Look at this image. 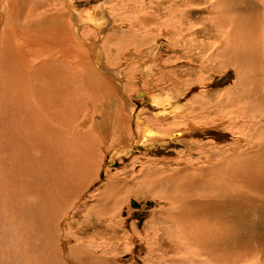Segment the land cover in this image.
<instances>
[{
  "label": "rangeland",
  "instance_id": "374dc122",
  "mask_svg": "<svg viewBox=\"0 0 264 264\" xmlns=\"http://www.w3.org/2000/svg\"><path fill=\"white\" fill-rule=\"evenodd\" d=\"M0 1L1 2L3 1L2 3L1 2L0 3L4 5L5 4L9 5V3L11 6L13 5L12 7L10 6V8L8 6H7L8 8H6L5 7L6 5L5 6L3 5L2 7L0 4V11H1L0 30L2 29L1 26L5 25L3 26L4 33H6L5 36L7 34L9 35L11 32L9 36H6L10 39L7 38L6 40L3 41L4 44L5 41H7L6 43L8 48L10 49V54L8 55L9 57H7L8 62L5 57L6 60L4 59V62L0 64L1 67L0 71L7 73L9 72L10 69V71H12V74H15V67L13 66L18 67L19 64L21 63L20 57L24 55V51L26 52L29 49L27 45H30V47L35 46V48L37 49H42L43 46L45 48V45H43L44 43H42L43 38H41V36H44L45 33H47L49 36V33L50 34L52 33V29L50 28L52 24H50L47 20L43 19L41 16L39 17L38 14L40 10H47L49 5H47V0H11L12 2L11 1H9V3L7 2L8 4L5 3L6 1L4 2V0H0ZM61 1H64V4L66 5L64 7L67 11H70V7L72 6L76 7L78 10H81L85 8L91 9V7L94 8L99 5L100 8L98 11L100 14L99 18L106 19L108 24L106 22L104 28L101 31H97L96 33L88 32V30H85V32L81 36V40H82L81 44L82 45L84 44L83 47L86 51L89 49L88 42L90 43V41L93 40L92 41L93 43H90L91 44L90 46H92V44H95L92 46L93 47L92 49H94V51L97 50L98 61L103 67L107 66V69L110 73L107 74L109 78V82L115 88H117V89L112 88V91L114 90V94L112 96L109 94L108 97L107 96L108 92H107L105 102H102V99H99L100 97H98L99 95L94 97L95 93L90 91V89L92 90L94 86V85L92 86L93 82L91 80L93 79V76L91 72L87 73L89 75L91 74L90 76L87 75L88 78L86 76L88 81H86L87 80L86 78L85 81L81 77L78 78L79 79L77 83L78 88L75 87L76 85L74 83L78 79H76V81L75 79H73L74 82L72 81V79H70V81L67 84L70 87V88L68 87V91H71L68 92L67 94V99H68L67 106H69L70 102H73L75 108L77 107L79 108V113L69 112V114L65 113L66 112L65 109H60L57 107H53L56 108L57 110L53 108L49 109L48 104H50V100H48L49 98L48 95L46 93H43V95L41 94L40 96L36 95L31 89L34 95L32 97L34 98L33 102L34 103L36 102L35 104H37V106L38 104L39 106L42 104V106L40 107L38 106L40 111L44 110L43 112H41V114L46 112L48 114V118L50 119L53 118L52 129L54 130L59 129V131H61L62 129L60 128V126L62 125V123H68L66 120L70 118L72 119L73 118L72 115H73L75 117H78L76 118V122L80 120L81 117V122H80L82 126L81 130L90 127V129L94 131L97 129L99 131L92 133V138L96 142V144L93 145L94 148L96 147L94 149V152L86 151L84 149L81 150L90 153V162L92 161V163H90L91 170H89L88 173L85 172L86 177L84 180L82 179L83 180L82 182L84 183L82 186L83 187L82 191L77 195V198H75V200L68 199L67 200L68 204L64 206L65 208L63 207V211L59 212V214L61 212L64 213L62 215L60 214L61 216L58 214V217L60 216L59 219L58 217L54 219L57 220V222H59V220L61 219L59 222L60 223L59 226L58 223L56 224V222L54 221L55 222L54 223L52 220L53 226L51 227L52 229L54 228L53 230L57 233L56 235L51 232L52 229L51 227H49L50 228L49 231L51 233L50 241L52 240L51 244L53 246L56 243L54 247H57V250L60 247V251H62L64 260L66 262L65 264H80L73 257L76 254L79 255L82 254L83 252L82 250L84 249L78 248V245L76 244L78 243V241L82 239H84V241L86 240L85 242L87 245L90 244L89 256L92 262L95 261V263L99 261L100 264L102 263L103 264H165L167 258L172 259L173 257L179 259L185 256H186L185 258H189V259L194 258L193 264L200 263L201 259H204L203 258L204 255L206 256L207 254L204 255L199 254L193 248L191 249L189 248V250L191 251L189 252L184 247V245L180 243L174 244V246L171 249L168 247L171 244V242L169 241L165 233H167V230L168 232L172 231V227L176 228V226L175 224L166 223L168 218H166L165 223L164 220H162V222L155 220L156 217L158 216L157 215L155 217V214H156V209L159 208V205L167 206V203L166 204L164 203V199H158L160 197V194L163 193L166 194L167 192H168L167 194H169L172 193V191L170 190L165 191L164 189L158 190L157 188L162 183H159L158 180L157 182L155 180L156 178L153 179L154 177L151 178V176L153 175L148 171L150 169V166L152 165L165 166V164H168L169 167L171 168L182 166L184 164L180 165V164H176L175 162L184 163L185 161H188L191 158L193 160H195L196 158L200 164L206 166L216 165V167H223V168L225 167L224 169L229 168L232 165H236L240 169V174L242 175L241 178H243V180L242 179L240 180L238 185H241L242 186L241 188H243L242 190H245V196H246L245 198H247V201H249V203L251 201L252 202L259 201L258 205H250L246 207L247 211L245 212L232 210V212L229 214V220L227 222L228 230L225 227L224 233L219 239L217 240L213 239L208 241L210 245L208 247L207 253L209 254L210 252L214 254L213 256H211L212 264H220V263L223 264L224 261H227L225 262V264H261V263L264 264V252L262 251L258 253V250L260 251L262 249L264 250V199L258 197L259 194L264 196V181L263 182L258 181L254 187L250 188L251 181L252 179H254L250 175L251 172H254L257 169L259 172H262L261 168L264 166L263 165L264 152L261 151L259 152L260 154H258L257 151L260 150H258L257 144L253 143L254 144L253 145L251 142L250 143L247 142L246 140L243 139L242 136H238L236 132L232 131L231 123L227 120L228 119L227 116H225V118L213 119V121L207 122V119H209L210 117L209 116L210 112L215 111V109L212 107L210 108L205 107V105L216 106V104H218L217 103L218 101L224 100L225 102L227 97H230L228 100L229 104L233 102L232 98L234 97V91H235L233 87H234V82L238 80V72H237L238 70L235 65H234L235 68L233 67L232 61L229 63V61L226 59L230 54L222 55V56H220L221 54H219L220 50L222 49L221 47H223L222 44H225L224 37H226V40L228 38L230 43L231 44L235 43L234 45L239 49L244 47L243 50L242 49L240 50L243 51V53L245 54L244 56H247L248 59H246V57L244 56H242L241 58H245L244 60L248 61L247 63L243 61L241 62L242 60L241 58L240 60H238L237 57L234 54L233 55L235 56V59H237L235 60L237 64L241 65L239 73L240 74L244 73V75L245 74L248 75V76L245 75L246 80L252 79L249 81L247 80V82L250 85L251 82L253 85L255 84L254 85L255 93H256L255 97L257 95H261V96H257V99L260 98L261 101H263L258 106V108L261 107L264 108V97H262L264 95L262 93V90L264 89V85H263L264 75H262L264 74L262 73L264 72L262 71L264 70V48H263L264 47V39H263L264 38L263 35L264 34V19H263L264 3L263 2L264 1L254 0L256 1L254 2L252 0L251 2L249 0H244L245 2L244 3L242 0L239 3V0L238 1L237 0L236 1L234 0H229V1L228 0H168V2L167 0L165 1L164 0H158V1L157 0H70L72 1L70 2V6H67V1L69 0H61ZM52 2L53 5H58L56 3V0H53ZM215 2H217V4H214ZM234 4L237 6L239 5L240 8H238L239 6L238 7L233 6ZM250 4L252 6H250ZM260 7L263 9H260ZM6 9H8V11H6ZM28 9L32 11L30 12ZM173 9L175 13H173ZM178 9L180 12L177 11ZM255 10L257 11L255 12ZM108 11L110 14L107 13ZM24 13L25 14L30 13V15L29 14L28 15L32 17L31 18L27 17L28 15L24 17ZM239 13L242 17L239 15ZM35 15L39 17V19L42 18V20L37 21L38 18H36ZM102 15L104 17H102ZM259 17L260 19H258ZM25 18L27 19L26 20L27 22H25ZM28 20L29 22L31 21L32 22L29 23ZM213 21L215 22V24L217 22V24L215 25ZM260 21L262 22V24ZM37 22H39V24ZM166 22L167 23L170 22V24L167 25ZM233 22L235 26H233L234 24L232 25ZM32 23L34 25L37 24L36 27L38 29L35 26H33ZM239 23L242 24L240 25ZM230 24L235 28L230 27ZM41 25L44 29L41 28ZM83 26L84 25L82 24L81 29ZM238 26L239 27L242 26V27L239 28ZM164 27H166V29ZM33 28L34 31L32 30ZM223 28L224 31L226 30L229 34L230 33L232 34L230 35L231 37L229 36L228 33H226V31L224 33ZM259 28L263 30H260ZM5 30H7V32ZM27 30L33 32H31L30 35L28 36L29 31ZM24 31L25 32L27 31L28 34L27 32L25 33ZM37 31H41L43 32V34H40L41 32L37 33ZM34 32H36L37 34ZM219 32L220 34H218ZM72 33L76 36L74 32ZM247 33L249 34V36ZM24 34L25 35L27 34L25 39H24L25 36ZM32 34L34 36H32ZM235 34L236 37L240 36V38L242 37V39H243V35L245 34L246 36L244 35V39L245 37L247 39L248 36V39L252 41L255 45L257 43V46H255V48L257 47L259 53L256 56H252L250 53L251 48H249L247 44H246L247 46L246 48H248L249 51L247 50L248 52L247 51L244 52L246 50L245 46L244 45L241 46L237 44V40L235 39L236 37H234ZM13 36H15V39L16 37L17 39L23 38L25 40L24 43L27 42L28 44L24 45L23 44L24 40L22 39L16 41L17 39L15 40ZM260 37L263 41L262 43L260 41L261 40ZM30 38L33 41L32 40L30 41ZM83 38H85L88 42ZM233 38L234 41H232ZM0 39L1 41L3 40V38ZM13 39L15 40L16 43L14 42ZM37 40L41 41L42 44L40 42L38 43ZM1 41H0V46L4 45L3 43L1 44ZM20 42L22 44H19ZM10 43L11 44L15 43L12 44L15 46L12 47ZM260 43L263 46L262 48ZM49 45H50L49 47L53 45L51 40L49 41ZM215 46L217 47L215 48ZM15 47L18 48L15 49ZM260 48L262 49L263 52L260 50ZM21 50H23V53H21ZM136 50L139 51L137 52ZM216 50L218 52H216ZM11 51L15 53L13 54L11 53ZM214 52L216 55L214 54ZM89 53L90 51L88 52L86 51L87 57L88 58L91 57L89 59L91 66L93 65L92 68H94V71L98 73V75L101 77V74L104 73V70L100 66L95 64L94 60L92 59V54ZM19 54L21 55L23 54V55L21 56ZM217 54L219 56H217ZM259 54L261 55L259 56L261 57L260 59L258 57ZM16 56H19L18 59L16 58ZM214 56H216L217 58ZM254 57L256 60H258L257 61L258 63L254 59ZM232 59H234V57ZM250 60H252L251 63ZM248 63L251 64V65L249 64L248 67L249 69L248 68L246 69V66L243 67V64L244 65L246 64L248 66ZM252 63L259 64L258 66L256 64V66L258 67V69L259 68L261 69L258 70L257 68H255L256 66L253 67ZM7 64L8 65L10 64L9 67ZM4 65H7V67ZM228 65H230L231 67ZM10 66H12L13 68H11ZM96 67H98L99 70H101L100 73L98 72L99 70ZM117 67L118 69H115ZM250 67L251 68L253 67L254 69L253 68L251 69ZM247 70L249 71L247 72ZM235 73L237 74V77ZM51 76L52 77L56 76L55 72ZM40 78L43 77H39L38 79ZM95 79L97 80L96 77ZM41 80L42 79H40V81ZM79 83L81 84V86ZM41 84L42 83H40V85ZM84 84L87 85L85 86ZM73 87L75 90L73 89ZM82 88H84V91ZM71 89H73L74 91L72 92ZM162 90H167V92H169V94H171L173 97L176 96L177 98L176 97L175 98L178 100V104L179 105L182 104L183 107L186 108L185 110L189 109L188 111L195 112L193 115L188 114L190 118V121H188V123L190 122V124L194 125V128L191 129L188 128L187 130L186 128H181V127L179 128L178 125L175 126L173 125V128H177V129L179 128L181 129V131H179L178 133L174 132L173 133L174 136L172 135L171 137L166 138L167 140L164 139L165 141L161 142L160 144L156 143L157 145L154 144L153 146H145L142 143L137 142L136 141L137 139L134 138L135 136H137L136 133L137 124L135 123L136 115L139 114V117L141 115V118H143V120L149 121V119L147 118L153 115L154 108L152 106L153 104L150 103L149 100L143 98V95L145 96L148 93L150 94L162 93L161 92ZM78 92L81 93L78 94ZM80 94H82V96ZM69 95L72 96L69 97ZM89 95L93 96L94 99L96 98L93 104L86 103V102H90ZM76 96H78V98ZM73 97H75L76 99L72 100ZM110 97H114V99ZM36 98L39 101H37ZM44 98L45 101L48 102H41L42 100H44ZM69 98L72 101L69 100ZM129 99L132 101L131 105L134 110L133 114L135 116L134 119L129 118L128 125L131 127L130 128L127 127L126 128L127 132L124 131V133L125 132L126 133L125 134L123 133V138L126 137L125 139L129 141L126 140L125 142H120V143L112 142L113 144L109 143L111 142V140L108 135L110 132L109 131L110 128L108 127L109 125H107L110 122V119L108 118H110L111 116H115L116 114L119 113V110L122 107L119 101H121L122 103H126V101L130 102ZM97 102L99 103L101 102L100 103L101 105ZM43 103H45V105ZM93 105L96 108L93 109ZM85 107L86 108L88 107L87 108L88 110ZM116 110L118 111L116 112ZM41 114L36 116L37 123H41L42 121H44V118L40 117ZM212 117H214V115L211 116L210 118ZM48 118H45L46 121L49 120ZM63 119H65V121ZM163 119H165V117H163ZM172 119L173 118H168L167 120L170 121ZM160 120L163 122L162 119ZM161 121H157V122L159 123ZM184 123L185 121L183 120V123L181 121L179 124L181 125ZM97 126L99 128H97ZM151 126L155 128L153 125ZM241 128L245 129L243 127ZM159 129H161V127H159ZM128 134L130 138H128L127 136ZM100 136L101 138H99ZM103 137L105 138V140L103 139ZM53 138L54 135H51V139L53 140L54 143L60 140L59 135H56L55 138L54 139ZM72 138H71V142H72ZM254 139L256 141L262 142L260 148L264 147V141H263L264 137H262L261 134H257L254 137ZM86 140L87 139H85L84 143L86 142ZM234 145L236 147L239 145L241 146L237 147L238 148L237 149ZM81 151L78 153L76 151H73L74 153L72 156L73 162L67 161L64 164L70 166L76 163L77 160L81 159L80 156L78 157V155H81ZM34 153L33 154L36 156L35 151ZM38 154H40V152H38ZM247 154L250 156H248ZM245 157L248 160L247 159L245 160ZM257 157L258 158L260 157L259 159L261 160L259 161ZM252 160L254 162H251L252 163L251 166L250 161ZM215 162L219 165L215 164ZM64 164H62V167L64 166ZM242 167L243 168L245 167L244 169L247 170V172L244 171V169H241ZM146 172L150 174L148 175ZM113 173H116L117 175L116 177H114L112 180L109 181V177ZM249 175L251 176V178ZM107 181L109 182L108 184L111 186V189L112 190L114 189V193L110 195L109 198L102 197V202L100 206L96 205L98 194L101 190H104L103 189L105 188L104 184H106ZM151 187L153 189H151ZM63 194L68 195L67 192H64ZM252 194H254L255 196ZM65 198L63 197L64 200ZM59 201L62 202V199L56 200L57 204L60 203ZM132 201H135L139 206L133 207L131 205ZM94 205L99 208L94 207ZM238 207L242 208L243 206H238ZM109 209L111 211L110 213H109ZM102 212H106V213L103 214ZM153 215L154 217H152ZM243 220L245 222H243ZM149 227H151V229ZM56 228H58V230H56ZM155 231L157 233H155ZM52 234L54 236H52ZM152 239L154 242H152ZM53 240L56 241L54 242ZM197 242L199 241L196 240L194 242L196 244L193 245V247L194 248L196 247V249H199L200 246L205 245L202 244L201 242L200 243ZM73 249L74 250L76 249L75 250L76 252L80 249L81 252L78 251V253H75ZM239 249L241 251H239ZM256 250L257 253H254L256 252ZM233 251L235 252L233 253ZM194 252L195 254H193ZM222 252L224 253L221 254ZM183 253H185L186 255L185 254L183 255ZM95 254L96 257H98L97 259H99L98 261L96 260ZM180 254H182L183 256L180 257L181 256ZM218 255L219 256L221 255L222 257L221 256L219 257ZM100 260L102 261L104 260V262L101 263ZM161 260L164 261L162 262ZM188 263L191 264L190 262Z\"/></svg>",
  "mask_w": 264,
  "mask_h": 264
},
{
  "label": "bare ground",
  "instance_id": "6f19581e",
  "mask_svg": "<svg viewBox=\"0 0 264 264\" xmlns=\"http://www.w3.org/2000/svg\"><path fill=\"white\" fill-rule=\"evenodd\" d=\"M9 1H11V0H8V1L4 0L5 3H7V2L9 3ZM52 1L53 0H47V5H49L48 9L47 10H40L39 14H38L39 17L41 16L43 19L47 20L50 24H52V26H50V28L52 29V33L51 34L49 33V36L47 33H45L46 38H45V35L41 36V38H43L42 43H44L43 45H45V48L43 46L42 49H37V48H35L34 44H33L34 47H30V45H27L28 44L27 42L24 43L25 42L24 39H25L26 35L28 34L27 31H29V34H28V36H29L30 33L34 31V28L32 29L33 31H31V32H30L31 29L27 30L26 31L27 34L26 35L24 34L25 36L21 35V36H24V39L23 38L17 39V37H16V39H17L16 40L15 39L16 35L14 34L15 35V36H13L14 39L16 41L21 40V39L24 40L23 44L24 45L26 44L29 47V49L26 52L24 51V55L22 54L23 56L21 54H19L22 56V57H20L21 63L19 64L18 67L13 66V67H15V74H12V71H10V69H9V72L6 71L7 73L0 71V90H1V92H0V264H65L66 263L64 260L62 251H60V247L57 250V247H54L56 245V243L53 246L51 244L52 240L50 241V234L51 233L49 231V229H50L49 227L53 226L54 221L56 222V224L58 223V226H59V224H60L59 222L61 219L59 220V222H57V220H54V219L58 217V214L60 211H63V207L66 204H68L67 200L68 199H71V200L74 199L75 200V198H77V195L82 191V188H83L82 186L84 184L82 181L86 177L85 172L88 173V171L91 170L90 163H92V161L90 162V153H88L86 151L94 152V149L96 148V147L94 148V146H93L96 144V142L92 138V133L97 132L98 129L94 131V130L90 129V127H89V128L84 129V130H81V127H82L81 123H80L81 117H80V120H78L76 122V118H78V117H75L72 115V117H73L72 119L70 118V119L66 120L68 123H62V125L60 126V128L62 129L61 131H59V129L58 130L52 129L53 128L52 127L53 118L52 119L48 118V114L46 112L41 114V112L44 111V110L40 111V109H39V107L42 106V104L40 106L38 104V106H39L38 107L37 104H35L36 102L35 103L33 102L34 98H32V97L34 95L32 93V90L36 95H39V96L41 94L43 95V93H46L48 95V97H49L48 100H50V104H48L49 109H52L53 107H57L60 109H65V111H66L65 113L69 114V112L79 113V108L78 107H77L78 109L75 108L73 102H70L69 106H67V104H68L67 94H68V92H71V91H68L69 86L67 85L68 82L70 81V79H72V81L74 82L73 79H75V81H76V79L81 77L85 81L88 78L87 75H89L87 73L91 72L93 79L92 80L90 79V80L93 82L92 86L93 85L94 86H93L92 90L90 89V91L95 93V95L93 94L94 97L99 95L98 97H100L99 99H102V102H105L107 92H108L107 96L109 94L112 96L114 94V90L112 91V88L117 89L109 82V78H108L107 74H110V73L107 69V66L103 67L100 64V62L98 61L97 50L94 51V49H92L93 48L92 46L95 44H92V46H90L91 45L90 43H93L92 42L93 40H91L89 43L85 38H83L88 42V48L89 49L86 51L87 52L90 51V53L92 54V59L94 60L95 64L100 66L104 70V73L101 74V77L98 75V73H96L94 71V68H92L93 65L91 66V63L89 60L91 57L90 58L87 57L86 51L83 47L84 44L83 45L81 44V41H82L81 36L85 32V30H88V32H95L96 33L97 31H101L104 28V25H106L107 20L104 18H99V15H100L98 12L100 9L99 5L94 7V8L91 7V9L85 8V9H81V10H78L76 7L72 6V7H70V11H67L64 7V6H66L64 4V1H61V0L57 1L56 0V3L58 5H53ZM234 1H236V0H234ZM240 1H242V0H239V3H240ZM249 1L252 2V0H249ZM70 2H72V1H70V0L67 1V6H70ZM167 2H168V0H167ZM243 2H244V0H243ZM254 2H256V1H254ZM218 3H219V1H218ZM224 3H225V1H224ZM214 4H217V2H215ZM251 4H250V6H252ZM3 5L4 4H1L2 7H3ZM132 5H133V3H132ZM248 5H249V3H248ZM7 6L10 8V6H11L10 3H9V5H6L5 7L8 8ZM233 6L238 7L239 5L237 6L234 4ZM165 8H166V6H165ZM238 8H240V6ZM253 8H254V6H253ZM111 9H113V8H111ZM233 9H235V8H233ZM258 9H259V7H258ZM260 9H263V8L260 7ZM235 10H237V9H235ZM6 11H8V9H6ZM26 11H27V9H26ZM177 11L180 12L179 9ZM256 11L257 10H255V12ZM231 12H232V10H231ZM234 12H236V11H234ZM245 12H247V11H245ZM0 13H1V11H0ZM102 13H103V11H102ZM107 13H109V11ZM173 13H175L174 9H173ZM28 14L30 15V13H28ZM28 14L24 13V17ZM73 14L76 16V18ZM29 15L27 17L31 18L32 16H29ZM237 15H238V13H237ZM239 15H240V13H239ZM39 17L36 16V18H38V20L36 19L37 21L42 20V18L39 19ZM102 17H104V16L102 15ZM230 19H232V18H230ZM258 19H260V17ZM26 20L27 19L25 18V22H27ZM70 20H72V21H70ZM28 22H29V20H28ZM31 22H29V23H31ZM234 22L232 23V25L234 24ZM37 23L39 24V22H37ZM213 23L215 24L214 21H213ZM82 24L84 26L81 29ZM107 24H108V22H107ZM166 24L168 25V24H170V22L169 23L166 22ZM216 24H217V22H216ZM261 24H262V22H261ZM36 25L33 24V26H35V27H36ZM3 26H5V25H3ZM3 26H1L2 29L0 30L1 31L0 32L1 33L0 38H3L2 41L0 39L1 44L2 43L4 44L3 41L8 38L6 36H9L11 34V32L9 31L10 34L9 35L7 34L5 36L6 33H4ZM27 26H29V25H27ZM228 26H229V24H228ZM233 26H235V24ZM233 26H231V24H230V27H233ZM140 27H143V26H140ZM241 27H239V28H241ZM41 28H43L42 25H41ZM79 28L81 31L79 30ZM164 28L166 29V27H164ZM233 28H235V27H233ZM236 29H237V26H236ZM260 30H263V29H260ZM5 31L7 32V30H5ZM22 31H23V29H22ZM71 31L74 32L76 34V36ZM223 31H224V28H223ZM225 31H224V33H225ZM251 31H249V32H251ZM40 32L41 31H37V33H40ZM253 32H252V34H253ZM19 33H22V32H19ZM34 33H36V32H34ZM226 33H228V32L226 31ZM40 34H43V32H41ZM218 34H220V32ZM221 35H222V33H221ZM221 35H219V36H221ZM230 35H232V34L230 33L229 36ZM244 35H243V39H242V37L240 38V36L236 37V34H235V36L234 35L233 36L236 37L235 39L237 40V44H239L241 46L242 45L245 46L246 50L244 52H246L248 50V48H246L247 47L246 44H247L248 47L251 48L250 49L251 55L256 56L259 53L257 50V47L255 48V46H257V43L255 45L252 41H250L248 39L249 34L247 36V39H246V37L244 39ZM32 36H34V35L32 34ZM37 36H40V35H37ZM224 38H225V42H224L225 44H222L223 47H221L222 49L220 50L219 54H221L220 56L230 54L226 59L229 61V63L232 61L233 67H234V65L236 66V68L238 70L237 71L238 72V80L236 82H234L233 88L235 91H234V97L232 98L233 102L231 104H229V101H228L230 97H227L225 102H224V100L218 101L217 102L218 104H216V106L205 105L206 108L212 107L215 109V111H212L209 114L210 117L213 115H214V117H212V118L209 117V119H207V122L213 121V119L225 118V116H227V118H228L227 120L231 123L232 131L236 132L238 136H242L243 139L246 140L247 142H249V143L251 142L252 144L253 143L257 144L258 150H260V151H257V149H256V151L258 154H260L259 152H261V151L264 152V147L260 148L262 142L256 141L254 139V137L257 134H261V136L264 137V108L263 107L258 108V106L263 101H261L260 98L257 99V96H261V95H257L255 97V94H256L255 88H254L255 84L253 85L252 82L250 81L251 82V85H250L247 82L248 79L246 80V77H245L246 74L244 75V73L243 74L241 73L242 74L241 75L239 73L241 65L237 64V62L235 60H237V59L240 60V58L245 55L243 53V51L240 50V49L243 50L244 47L239 49L238 47H236L234 45L235 43L231 44L230 41L228 40V38H227V40H226V37H224ZM8 39H10V38H8ZM37 39H38V37H37ZM260 39H261V37H260ZM15 40H14V42H15ZM31 40L32 39L30 38V41ZM50 40L53 43V45L51 47H49L50 46L49 45ZM232 41H234V38ZM260 41H261V43L263 42L262 39ZM6 42L7 41H5L4 45L0 46V64H2L4 62L5 57L7 59V57H9L8 55L10 54V49L8 48ZM11 42H12V40H11ZM37 42L41 43V41H38V40H37ZM15 43H12V44H15ZM261 43H260V45H261ZM12 44H11V46L14 47L15 45H12ZM19 44H22V43L20 42ZM18 46H21V45H18ZM216 47L217 46H215V48ZM262 47L263 46L261 45V48ZM17 48L15 47V49H17ZM261 48H260V50L262 51ZM217 50H216V52L219 51V50L218 51ZM18 51H19V49H18ZM11 53L14 54L15 52L11 51ZM21 53H23V50H21ZM214 54H215V52H214ZM233 54L237 57V59H235V56ZM217 56H219V55L217 54ZM252 56H251V58H252ZM259 56H261V55L259 54L258 57ZM18 57L19 56H16L17 59H18ZM214 57H216V56H214ZM233 57H234V59H232ZM244 57H246V59H248L247 56H244ZM249 57H250V55H249ZM136 58H138V57H136ZM260 58L261 57H259V59ZM241 59H242L241 62L242 61L246 62V63L248 62V61L244 60L245 58H241ZM254 59H255V57H254ZM14 60H16V59H14ZM257 61L258 60H256V62ZM7 62H8V59H7ZM251 62H252V60H250V63ZM250 63H248V66L246 64L245 65L243 64V67L246 66V69H247L249 67ZM256 64L252 63L253 67H255ZM262 64H263V61H262ZM7 65H4V66L7 67ZM9 65H8V67H9ZM230 65H228V66H230ZM258 65L259 64H257V66ZM257 66L255 68L258 69ZM10 67L13 68L12 66H10ZM96 68H98V67H96ZM115 69H118V67ZM251 69H250V71H251ZM259 69H261V68H259ZM98 70H99V68H98ZM248 71L249 70H247V72ZM262 71H264V70H262ZM10 72H11V74H10ZM54 72H55L56 76L52 77L51 75ZM98 72L100 73L101 70H99ZM262 73H264V72H262ZM10 75H11V78H10ZM262 75H264V74H262ZM86 76H87V78H86ZM246 76H248V75H246ZM39 77H43V78H40V79H42L41 81H40V79H38ZM95 77L97 78V80L95 79ZM116 77H117V75H116ZM236 77H237V74H236ZM255 77H254V79H255ZM4 78H5V80H4ZM98 79H99V81H98ZM249 80H252V79H249ZM78 81H79V79L76 82H74L76 85L75 87H77ZM86 81H88V79ZM258 81H260V80H258ZM80 82H81V80H80ZM255 82H253V83H255ZM40 83H42V84L40 85ZM72 84H71V86H72ZM80 86H81V84H80ZM73 89H74V87H73ZM73 89H71L72 92L75 90V89L74 90ZM82 89L84 91V88H82ZM81 92H78V94ZM161 92L162 93H156V94H150V93L146 94L145 93L146 95L145 96L143 95V98H146L147 100H149L150 103L153 104L152 106L154 108V111H153L154 113L152 112L153 115H151V117L147 118V119H149V121L143 120V118H141V115L139 117V114L136 115L135 123L137 124V131H136L137 136H135L134 138L137 139L136 140L137 142L142 143L145 146H153L156 143L160 144L161 142L167 140L166 138L171 137L174 132L178 133L179 131H181V129H179L180 127L186 128L187 130H188V128H190V129L194 128V125L190 124V122L188 123V121H190L188 114L193 115L195 112L188 111L189 109L185 110L186 108H184L182 104H180V105L178 104V100L176 99L177 97L176 96L173 97L171 94H169V92H167V90H162ZM262 93L264 94V89L262 90ZM75 94H76V91H75ZM80 95L82 96V94H80ZM70 96H72V95H69V97ZM89 96H90V99H89L90 102H86V103H92L93 104V102L96 98L94 99L93 96H91V95H89ZM76 97L78 98V96H76ZM262 97H264V95ZM110 98L114 99V97H110ZM74 99H76V98L73 97L72 100H74ZM46 100H47V98H46ZM69 100H71V99L69 98ZM37 101H39V100L37 99ZM97 101H98V99H97ZM107 101H109V100H107ZM41 102H48V101H45V98H44V100H42ZM74 102H77V101H74ZM116 102H117V100H116ZM97 103H99V102H97ZM119 103L122 105V107L120 106L121 109L119 110V113L116 114L115 116H111V117L109 115L110 118H108V119H110L109 124H107V125H109L108 127L110 128L109 129L110 132L108 135H109L110 140H111V142H109V143L125 142L127 139H125L126 137L123 138V133H124V131H126L127 127L128 128L131 127L128 125V122H129L128 120H129V118H131V119L135 118V116L133 114L134 110H133L132 105H131V103H132L131 100H130V102L126 101V103H122L121 101H119ZM43 104L45 105V103H43ZM85 106H86V104H85ZM94 108H96V107L93 105V109ZM53 109H56V108H53ZM125 109L127 112L125 111ZM117 111L118 110H116V112ZM203 112H201V113H203ZM124 113H126V114H124ZM40 114H41L40 117H43L44 121H42L41 123H37L36 116H38ZM82 115H80V116H82ZM166 116H168V117H166ZM163 117H165V119H163ZM45 118H48L49 120L46 121ZM168 118H173V119L168 121L167 120ZM160 119H162L163 122ZM63 120L65 121V119H63ZM183 120L185 121V123L180 125L179 123L181 121L183 123ZM157 121H161V122L158 123ZM61 122H60V124H61ZM151 125H153L156 129L153 128ZM164 125H166V126H164ZM173 125L174 126L178 125L179 128L178 129L173 128ZM226 125H225V127H226ZM159 127H161V129H159ZM241 127L245 128V129H242ZM97 128H99V127L97 126ZM59 132H62V133H59ZM51 135H54V138L56 135H59L60 140L57 141L58 143L53 142V140L51 139ZM127 136H128V138H130L129 134ZM106 137H108V136H106ZM71 138H72V142H71ZM99 138H101V136ZM85 139H87V140L84 143ZM103 139L105 140L104 137H103ZM127 141H129V140H127ZM240 142H242V141H240ZM192 143H193V141H192ZM235 143H233V144H235ZM237 144H238V142H237ZM240 146L241 145H239L237 147H240ZM243 146H245V145H243ZM82 149H84L86 151H81ZM253 150H252V152H253ZM34 151L36 152V156L34 155L35 154ZM73 151H76L77 153L81 151V155L77 154L78 157L79 156L81 157V159H79V160L75 159V160H77L76 163L68 166L64 163L67 161L73 162V160H72V156L74 154ZM38 152H40V154H38ZM241 152H240V154H241ZM255 153H253V154H255ZM241 156H243V155H241ZM248 156H250V155H248ZM259 158L257 157V159L260 161L261 159H259ZM246 159L247 158L245 157V160ZM255 159H256V157H255ZM221 161H224V160H221ZM243 161H241V162H243ZM216 162H215V164H217ZM251 162H254V161L253 160L250 161V165L252 166ZM175 163L180 164V165L184 164V165H182V166L176 165L178 167H174V168L169 167L168 164H165V166H163V165H161V166L152 165V166H150V169L148 170L153 175V176H151V178L154 177L153 179L156 178L155 179L156 181L158 180L159 183H162L159 187L157 186L158 190L164 189L165 191L166 190L172 191V193H169V194H167L168 192L166 194L165 193L160 194V197L158 199H164V203L165 204L167 203V206H164V205L160 206L159 205V208L156 209L155 217L157 215L158 216L156 217L155 220H157L159 222H162V220H164V223H165L166 218H168L166 223L175 224L176 228L172 227V231L169 230L170 232H168V230H167V233H165V235L167 236V238L171 242V244L168 246L170 249L174 246V244H177V243L183 244L184 247L189 252H191L189 250V248L190 249L193 248L199 254H203V255L207 254L206 256L204 255V257H203L204 259L200 258L201 259L200 263H195V264H212L211 256H213L214 254L210 253V252H209V254L207 253L208 247L210 245L208 243V241L213 240V239H215V240L219 239L223 235L225 227L228 230L227 222L229 220V214L232 212V210H238L239 212H245V211H247L246 207H248L250 205H258L259 201H256V202L251 201L249 203V201H247V198H245L246 197L245 196V190H242L243 189V188H241L242 186L238 185L240 180L241 179L243 180V178H241L242 175L240 174V169L236 165H232L226 169H224L225 167L224 168L223 167H216V165L215 166H209V165L206 166V165L200 164L196 158H195V160H193L191 158L190 160L185 161L184 163H180V162H175ZM203 163H204V160H203ZM208 163H209V161H208ZM225 163H227V162H225ZM62 164H64L63 167H62ZM217 165H219V164H217ZM230 165H231V162H230ZM91 167H92V165H91ZM244 168L242 167L241 169H244ZM261 169H262V172H259L258 169L254 172H251L250 175L254 179H252V181H251L250 188L254 187L258 181L259 182L264 181V166ZM244 171L247 172V170H245V169H244ZM92 172H94V171H92ZM146 173L148 174V172H146ZM116 175H117L116 173H113L109 177V181L112 180L114 177H116ZM251 176H250V178H251ZM155 180H154V182H155ZM108 183L109 182L107 181V183L104 184V186H105V188H103L104 190H101L99 192L96 205L100 206V204L102 202V197L109 198V196L114 193V189L112 190L111 186ZM151 189H153V188L151 187ZM64 192H67L68 195H64L63 194ZM153 192H154V190H153ZM252 195H254V194H252ZM63 197L64 198L66 197L65 200L63 199ZM258 197L264 199V196H262L261 194H259ZM60 199H62V202L59 201L60 203L57 204L56 200H60ZM110 200H111V197H110ZM69 202H71V201H69ZM238 206H243V207L239 208ZM94 207H97V206L94 205ZM97 208H99V207H97ZM111 209H113V208H111ZM93 210H95V209H93ZM110 212L111 211L109 209V213ZM63 213L64 212H61L60 214L62 215ZM102 213L105 214L106 212H102ZM65 215H67V214H65ZM60 216L58 217V219L60 218ZM152 217H154V215ZM52 220H53V222H52ZM50 222L52 223V225ZM112 222H110V223H112ZM154 222H151V223H154ZM243 222H245V221L243 220ZM93 223H96V222H93ZM54 227H56V226H54ZM58 228H56V230H58ZM149 228L151 229V227H149ZM51 229H52V227H51ZM53 229L51 232L56 235L57 233ZM227 230H226V233H227ZM70 232H71V230H70ZM155 233H157V232L155 231ZM152 234H154V233H152ZM52 236H54V235L52 234ZM225 236H226V234H225ZM157 237H159V236H157ZM196 240L199 241L197 243L201 242L202 244H205V245L200 246L199 249H196V247L194 248L193 245L196 244V243H194ZM53 241L55 242L56 240H53ZM85 241H84V239H82V240L78 241V243H76L78 245V248H82L84 250H82L83 252L80 255L79 254H76V255L73 254L74 255L73 258H75L80 264H100L98 261L99 259H97L98 257H96V254H95V257H96V260L98 261L97 263H95V261L92 262V260L90 259V256H89L90 255L89 254V245L90 244L87 245ZM152 242H154L153 239H152ZM150 243H151V241H150ZM53 247L56 249H54ZM221 249H222V247H221ZM71 251H72V249H71ZM78 251L81 252L80 249ZM78 251L77 252L75 251V253H78ZM168 251H170V250H168ZM239 251H241V250L239 249ZM262 251L264 252L263 249L261 251L258 250V253L262 252ZM234 252L235 251H233V253ZM223 253L224 252H222L221 254H223ZM254 253H257V250ZM184 254L185 253H183V255ZM193 254H195V252ZM93 255H94V253H93ZM180 255H181L180 257L183 256L182 254H180ZM234 255H237V254H234ZM102 257H103V255H102ZM185 257H182L179 259L173 258V257H172V259L167 258L166 263L167 264H189L188 262H190L191 264H193L194 258L189 259V258H185ZM205 257H207L208 259ZM93 258H94V256H93ZM240 258H241V256H240ZM100 261H101V263L104 262V260L103 261L100 260ZM217 261H219V260H217ZM107 262H108V260H107ZM225 262H227V261H224V263L223 262L222 263L225 264Z\"/></svg>",
  "mask_w": 264,
  "mask_h": 264
},
{
  "label": "water",
  "instance_id": "95a60500",
  "mask_svg": "<svg viewBox=\"0 0 264 264\" xmlns=\"http://www.w3.org/2000/svg\"><path fill=\"white\" fill-rule=\"evenodd\" d=\"M131 205H132L133 207H137V206H139L135 201H132V202H131Z\"/></svg>",
  "mask_w": 264,
  "mask_h": 264
}]
</instances>
